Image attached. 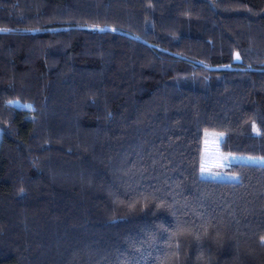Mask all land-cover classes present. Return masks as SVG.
<instances>
[{
    "label": "trees",
    "instance_id": "obj_1",
    "mask_svg": "<svg viewBox=\"0 0 264 264\" xmlns=\"http://www.w3.org/2000/svg\"><path fill=\"white\" fill-rule=\"evenodd\" d=\"M206 132L264 158V0H0V264H264Z\"/></svg>",
    "mask_w": 264,
    "mask_h": 264
},
{
    "label": "rangeland",
    "instance_id": "obj_2",
    "mask_svg": "<svg viewBox=\"0 0 264 264\" xmlns=\"http://www.w3.org/2000/svg\"><path fill=\"white\" fill-rule=\"evenodd\" d=\"M89 75L97 76L95 72ZM17 113L22 117V122H30L35 116V112L30 105L11 103ZM205 141L202 148V165L204 171L202 175L206 179L217 181H233L235 176L241 171L244 164L264 165V158L247 157L239 155L224 154L220 152L219 135L214 132L205 133ZM244 234L248 236H258L264 238V229H245Z\"/></svg>",
    "mask_w": 264,
    "mask_h": 264
},
{
    "label": "snow or ice",
    "instance_id": "obj_3",
    "mask_svg": "<svg viewBox=\"0 0 264 264\" xmlns=\"http://www.w3.org/2000/svg\"><path fill=\"white\" fill-rule=\"evenodd\" d=\"M239 58H240V57H239V54H237L236 59H239ZM201 171H202V172L204 171V167H203V165H202ZM205 231H207V228H205Z\"/></svg>",
    "mask_w": 264,
    "mask_h": 264
}]
</instances>
